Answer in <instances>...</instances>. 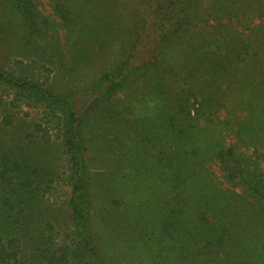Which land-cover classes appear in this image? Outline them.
Returning <instances> with one entry per match:
<instances>
[{
	"label": "trees",
	"instance_id": "trees-1",
	"mask_svg": "<svg viewBox=\"0 0 264 264\" xmlns=\"http://www.w3.org/2000/svg\"><path fill=\"white\" fill-rule=\"evenodd\" d=\"M59 1L49 0L50 7ZM77 1L87 19L71 24L80 36L72 44L78 51L71 58L94 63L99 71L84 77V69L75 70L71 59L63 58L60 75L67 84L64 89L55 86L51 79L56 70L45 58V32L40 34L39 26L26 21L27 0H13L21 20L11 33L0 35V86L34 103L61 106L76 121L68 128L65 117L51 110L54 119L44 127L34 125V131L48 143L55 124L70 144L67 161L78 175L83 170L82 118L102 112L117 116L116 123L125 122L129 97L152 98L145 110H154L153 125L145 123L138 131L137 124H125L140 133L137 137L152 154L158 179L171 182L170 199L163 207L164 231L186 236L191 234L189 223L194 228V235L188 236L196 247L184 255L185 261L210 264L215 253L229 256L232 249L254 241L255 224L264 225V0ZM46 21L44 29L61 26L52 16ZM29 27L37 30L35 37ZM88 42L97 51H86ZM11 46L15 52L7 53ZM118 94L124 100L120 105ZM77 97L95 99L87 114L72 107L71 99ZM0 124L11 126V117L0 114ZM2 169L14 172L7 160ZM32 186L30 181L27 187ZM75 188L85 202L78 180ZM184 212L190 217L183 226L184 220L176 219ZM183 236L175 237L181 245L188 243ZM56 254L51 251L44 261L58 264ZM29 263L17 239L0 236V264Z\"/></svg>",
	"mask_w": 264,
	"mask_h": 264
},
{
	"label": "rangeland",
	"instance_id": "rangeland-1",
	"mask_svg": "<svg viewBox=\"0 0 264 264\" xmlns=\"http://www.w3.org/2000/svg\"><path fill=\"white\" fill-rule=\"evenodd\" d=\"M61 1L57 6L56 2L52 3L53 11L49 0H27L30 6L26 21L29 26H39L40 34L45 32V58L51 60L53 71L56 70L55 81H51L64 89L67 79L60 75L63 58L71 59L75 70L84 69V77L91 76L99 68L94 63L86 65L72 61L71 57L78 51L77 45L72 44L80 36H75L71 24L84 22L86 11L77 0ZM133 2L136 0H130V4ZM103 7L106 5H100ZM20 16L13 0H0V35L11 33L13 24L21 20ZM51 16L61 25L58 30L51 24L44 29L42 24L48 25L46 17ZM257 22L255 19L253 23ZM27 31L33 37L38 33L30 27ZM15 49L11 46L6 51L15 52ZM85 49L97 51L91 42ZM91 60L94 62V56ZM119 97L116 105L124 103L123 97ZM144 98L129 97L132 101L126 103L131 111L125 114V122L137 124L138 131L145 123H154V110H145L153 104L149 100L152 98ZM71 100L75 110L87 114L95 99L77 97ZM0 102L1 118L10 116L12 119L11 126L0 124V236L5 240L17 239L29 264H49L44 259L54 250L58 264H189L184 255L186 257L188 250L196 247L188 236L194 235V228L189 223L186 228L191 234L185 232L186 236L177 234V230L172 236L164 231L163 207L170 199L171 182L158 179L155 161L144 144L141 146L139 132L123 121L114 122L117 116L112 113L107 116L102 112H89L81 120L83 170L78 175L75 170L71 171L67 161L66 150L70 144L62 139L55 124L50 123L54 128L49 130L48 143L34 131V125L44 127L54 119L51 110L65 117L68 128L76 125L61 106L52 105L51 108L47 103H34L3 86H0ZM4 160L14 171L12 175L3 172ZM76 180L85 190V202L80 201ZM30 181L33 186L29 188ZM185 212L176 219L178 222L183 219L180 222L183 226L188 224L190 217ZM255 228L258 234L254 241L232 249L229 256L215 253L210 264H264V225L257 222ZM176 236L187 238L188 243L181 245Z\"/></svg>",
	"mask_w": 264,
	"mask_h": 264
}]
</instances>
